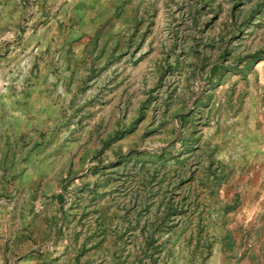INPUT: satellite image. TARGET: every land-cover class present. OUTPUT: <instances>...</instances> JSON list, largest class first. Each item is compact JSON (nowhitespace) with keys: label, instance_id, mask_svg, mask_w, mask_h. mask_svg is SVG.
<instances>
[{"label":"rangeland","instance_id":"rangeland-1","mask_svg":"<svg viewBox=\"0 0 264 264\" xmlns=\"http://www.w3.org/2000/svg\"><path fill=\"white\" fill-rule=\"evenodd\" d=\"M0 264H264V0H0Z\"/></svg>","mask_w":264,"mask_h":264}]
</instances>
